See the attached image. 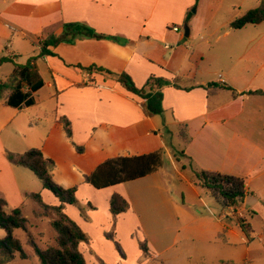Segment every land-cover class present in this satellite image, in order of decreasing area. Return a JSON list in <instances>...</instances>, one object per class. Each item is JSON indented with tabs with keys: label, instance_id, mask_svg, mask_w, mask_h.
Returning <instances> with one entry per match:
<instances>
[{
	"label": "crops",
	"instance_id": "0c3cea01",
	"mask_svg": "<svg viewBox=\"0 0 264 264\" xmlns=\"http://www.w3.org/2000/svg\"><path fill=\"white\" fill-rule=\"evenodd\" d=\"M0 2L6 6L0 11V32L2 31L5 38H10L9 35L12 37L10 45L7 44L5 48L0 45V51L4 49L6 54L14 56L15 50L12 48L15 46V40H13L15 37L31 40L37 50H40L38 41L42 42L51 36L57 39V43L48 48L52 55L38 58L32 63L41 77L42 85L48 90L49 98L54 101L51 109L47 111L43 109L35 115V123L39 124L31 127L25 123L21 127L13 128V123L20 115L27 114L28 110L35 106L42 108V104L36 101L34 91L31 92L34 100L32 106L9 107L6 101L12 90V84L9 81L11 74L7 77L6 83L9 84V88L4 92L3 101H0V137L9 128L12 130L8 137L5 136L4 144L12 142L18 147L27 148L26 130L42 128L41 117L50 112L53 122L51 126L46 127L48 135L42 137V133H37L30 148L44 150L47 144L46 139L52 133H55L52 141L56 140L60 148L65 143L76 146L73 142H78L76 136L81 133L80 130L83 133L87 127L95 126L94 128H104L106 132L110 130L123 133L125 137L121 139H123L122 147L125 150L130 146H133L135 152L146 150L145 153L123 155L124 157L163 151L161 168L170 172L173 170L178 153L176 154L172 146L168 147L165 144L164 130L182 142L183 147L179 154L190 169L192 166L195 167V172H217L239 177L244 179L245 188L249 185L248 181L254 178L264 179V94L251 93L257 91L264 93V52L255 66L233 63L230 57L218 74L212 73V83L228 86L231 91L217 90L212 95H208L206 87L210 83L198 81L195 78H192L193 87L190 89L163 87V128L156 123L154 116L146 113L143 108L144 101L127 93L120 87L115 77L123 71H128L131 81H134V85L138 88L142 87L151 76L175 82L177 71L173 70V58L170 53L166 54L165 48L178 49L181 47L175 46L178 42L184 43L192 36L190 27L189 37L184 41V33L179 34V32L193 6L196 7L197 14L201 0H0ZM259 3L260 0H211L209 3L205 0L202 5L205 11L212 14L226 9L227 18L223 22L230 24L248 10L257 8ZM67 23L83 24L101 38L78 37L72 42H67V39H73L71 34L66 36L64 32L63 25ZM248 26L232 30L228 25V30L240 31ZM173 27L178 28L179 31L174 32ZM11 32L12 34H9ZM212 32L214 30L210 33ZM228 33L229 31H226L224 35ZM257 34L264 37V30ZM159 42L167 43L166 47L163 46V50ZM183 49L187 55L183 59L187 60L191 57V53L195 52V44L190 42L184 45ZM256 52L257 57H260L258 51ZM157 54L160 61L155 57ZM138 56L141 60L137 61ZM146 56H150V61L152 60V69L150 68L149 71L145 64H142ZM243 57L244 55L241 54L237 59L241 60ZM43 64L50 72V80L46 83L39 70V66ZM73 66L87 68L97 66L109 73L100 72L99 75H94L87 73L88 71H82L80 77L87 78L92 83L80 90H75L79 83V76L73 72L75 71L72 70ZM73 90L76 92H72ZM23 91H29V89L25 87ZM88 93L93 97L94 95L95 97L104 96L109 103L107 105L112 107H99L100 101H97L95 105L92 97L88 103ZM169 109L172 112L170 122L166 118ZM96 112L98 114L93 115ZM62 117L70 122L72 134L75 136L70 141L59 123ZM183 127L186 130L187 140L180 137L179 132ZM2 144L0 140V148ZM24 150L26 149L20 152ZM173 152L176 155H173ZM45 157L52 160L55 158L54 155H45ZM177 160L179 163L180 160ZM102 162L93 164L88 175ZM185 164L182 165L183 170L186 168ZM0 168V191L4 190L8 195L7 198L18 197L21 188L31 190L28 189V185L18 183L17 178L22 179L26 176L15 170L21 167L8 164ZM159 170L144 178L158 177ZM81 174L84 178L88 176ZM154 183L163 192L160 186L161 181L158 183L155 180ZM84 184L96 192L122 185L96 190L85 182ZM81 189L77 188L76 196L82 191ZM47 192L42 186L37 192L42 194L46 203H48ZM29 193L32 192L26 194ZM117 194H121L128 200L127 212L137 216L131 200L129 201L123 192ZM94 202L95 199H90L88 205L96 206ZM69 207L72 206L65 208L67 215H69ZM174 207L178 209L177 206ZM73 221L84 231L81 223L74 218ZM227 232L235 234L229 229ZM86 234L88 236V232ZM239 239L245 243L243 237ZM91 244L89 238L88 244L81 243L78 247L85 264L96 263L93 260V253L90 252ZM150 255L152 259L155 258L152 253ZM105 262L113 264V261Z\"/></svg>",
	"mask_w": 264,
	"mask_h": 264
},
{
	"label": "rangeland",
	"instance_id": "374dc122",
	"mask_svg": "<svg viewBox=\"0 0 264 264\" xmlns=\"http://www.w3.org/2000/svg\"><path fill=\"white\" fill-rule=\"evenodd\" d=\"M210 1L206 0L208 3ZM204 2L205 0L199 2L197 14L195 12L196 7L193 6L181 25L179 34H183L184 27L187 26L188 29L189 27L192 29V36L184 43L178 42L179 44L175 45L181 46L178 49L165 48L166 54L170 53L171 58H173V70L177 71L176 81L165 80L166 86L190 89L193 87L192 78L212 83V73L218 74L223 68V64L228 62V58L232 57V62L239 65L255 66L262 57L260 55L264 52V37L257 33L264 30V24L248 26L240 31L228 30L229 24L223 22L227 18L226 9L217 14H212L203 9L202 4ZM5 7V4L0 2V11ZM212 30L214 32L210 33ZM226 31L229 33L224 35ZM9 37L5 38L2 31L0 32L2 48H5L7 44L10 45L12 37L10 35ZM13 40H15V46L12 48L15 50L14 56L6 54L4 49L0 51V101H3L4 92L9 88L6 80L15 65L23 66L31 58L36 61V59L44 57L39 56L40 50L36 49L31 40L20 37H15ZM190 42L195 44V52L191 53L189 59L184 60L183 58L187 55L183 46ZM158 44L162 50L163 46L166 47L167 45V43L162 44L161 42ZM256 51L260 57H257ZM241 54L244 57L238 60L237 57ZM140 56L137 57V61L141 60ZM146 57L142 64H145L144 66L149 71L150 68L152 69V60L150 61V56ZM155 57L160 61L158 54ZM98 69L102 70L97 66H89L88 68L86 66H73L72 70H75L73 72L79 76V83L75 90H80L85 85L92 83L89 79L80 77L82 71L99 75ZM39 70L44 82H48L50 72L45 65L39 66ZM119 75L130 78L128 71H123ZM132 83L134 85V81ZM119 84L127 93L132 94L126 90L123 83L120 82ZM144 85L139 88L134 86L141 89L144 88ZM75 90L72 92H76ZM35 92V99L41 102L42 108L35 106L29 109L27 114L20 115L13 123V128L15 126L21 127L25 123L34 127V125L39 124L35 123V115L42 112L43 109L47 111L53 107L54 101L49 98L48 90L44 85ZM90 97L93 98L94 104L100 101L99 107H112V105H107L109 103L104 96L95 97L94 95L93 97L88 93V103ZM136 97L139 99L138 96ZM161 105L163 109V98ZM96 114L98 113L93 115ZM163 115L164 111L154 115L156 123L162 128ZM171 116L172 112L169 109L166 113L169 122ZM41 118L40 125L42 128L26 130L27 148L18 147L12 142L4 144L5 136L8 137L12 129L9 128L1 134L0 140L3 144L0 148V167L9 164L5 159L6 151L27 152L32 150L29 146L33 145L37 133H42V137L48 135L47 128L52 125L53 117L48 112L46 116ZM94 127H87L83 133L80 130L81 133L76 136L78 142H73L76 146L65 143L60 148L56 140L52 141L55 138V133H52L46 139L47 144H45L44 150L41 148L33 149H39L44 156H55L53 159L55 168L52 171L55 184L64 189L82 188L77 196V206L69 207L68 213L72 218L69 215L68 217L72 220L73 218L76 219L82 224L84 231L88 232V237L92 243L90 252L93 253L95 264H107L105 261H113V264H220L222 262L228 264H264V182L260 181H264V179L254 178L248 181L249 185L245 188L242 201L238 203L236 209L234 207L232 210L224 208L221 203L215 201L206 188L199 186L200 182L195 176V167L192 166L190 169L181 158L179 153L183 147L182 142L163 130L165 144L168 147L172 146L176 154L178 153L176 155L173 152L176 159L172 171L167 172L161 168L158 177H147L122 184L114 189L96 192L84 184V175L81 173L88 175L92 165L100 161L117 156L145 153L146 150L135 152L133 146L125 150L122 147L124 146L122 145L123 139H121L125 137L123 133L110 130L106 132L104 128ZM73 137L75 136L72 134ZM37 144L39 145L38 142ZM22 149L26 150L20 152ZM177 159L180 160L179 163ZM184 164L185 170L182 169ZM15 170L26 175L22 179L17 178L18 183L28 185V189L31 190L21 188L19 196L15 198L12 196L7 198V193L1 190L0 199L6 202L9 211L16 209V207L21 209L23 216L30 223L29 231L37 248L43 249L47 246H54L55 232L49 225V219L35 218L33 212L37 211L38 207L36 203L26 198L27 192L37 193L41 189L40 182L29 170L21 168ZM155 180L158 183L161 181L160 186L163 192L155 185ZM120 192H123L129 201L131 200L137 216L130 212L117 216L112 215L110 199L113 194ZM90 199H95L94 205L96 206L88 205ZM47 200L50 204H58L57 198L49 191L47 192ZM14 204L16 206H13ZM174 206H177L178 209H175ZM238 212L245 220L242 223L243 227L238 224ZM228 229L235 234L228 233ZM14 235L20 240L23 249H27L33 255V259L21 260L16 258L10 264H42L33 248L25 246L27 241L25 232L16 230ZM5 236V231L0 228V239ZM239 237H243L245 243H242ZM144 242L148 253H144L140 248ZM150 253L154 255V259L151 258Z\"/></svg>",
	"mask_w": 264,
	"mask_h": 264
},
{
	"label": "trees",
	"instance_id": "16d2710c",
	"mask_svg": "<svg viewBox=\"0 0 264 264\" xmlns=\"http://www.w3.org/2000/svg\"><path fill=\"white\" fill-rule=\"evenodd\" d=\"M264 24V0H260L259 6L248 10L242 16L234 19L229 28L239 30L248 25ZM64 32L73 37L67 39L72 42L78 37L101 38L87 26L80 23H67L63 25ZM57 39L50 37L39 43V56H48L52 53L48 50L49 46H54ZM35 61L31 58L26 65H15L9 77L12 84L11 93L6 104L11 108L20 106L30 107L34 104L31 92L36 91L42 86V80L32 64ZM99 72H106L98 69ZM117 81L123 83L126 90L144 101L143 108L148 115L154 116L162 113V88L167 85L163 78L151 76L147 79L144 88H136L128 76L117 75ZM27 87L29 91H23ZM207 94L212 95L217 90L231 91L225 85L210 83L206 87ZM264 94L263 92H251ZM66 138L70 141L72 130L70 122L62 117L59 119ZM180 137L187 140L185 128L180 129ZM79 151V148H77ZM6 161L16 167L29 170L38 179L43 189L51 192L58 200L57 205H51L43 200L41 193L26 194V198L36 203L38 210L34 211L35 218L49 219V225L55 232V245L39 249L34 244V239L29 231L30 223L23 216L20 208L8 210L7 204L0 199V228L6 236L0 239V264H10L16 258L21 260H32L33 255L23 249L20 240L14 235L16 230H22L27 235L25 246L33 248L39 256L42 264H85L79 252L81 243L88 244L89 237L81 227L68 217L65 213L67 206H77V187L64 189L55 184L52 171L55 163L52 159L45 157L39 149H32L24 153L5 152ZM163 164L162 153L153 152L140 156L124 157L119 156L110 158L99 164L91 174L85 176L84 182L96 190H102L127 182H132L158 171ZM200 187L206 188L215 201L221 203L224 208L236 207L242 201L245 191V181L242 178L224 175L217 172L199 171L195 173ZM129 209L128 200L121 194H113L110 199V211L113 216L127 212ZM54 217V218H53ZM240 227L245 220L238 217ZM144 253H148L146 243L140 245ZM161 264V263H160ZM228 264V263H220Z\"/></svg>",
	"mask_w": 264,
	"mask_h": 264
},
{
	"label": "water",
	"instance_id": "95a60500",
	"mask_svg": "<svg viewBox=\"0 0 264 264\" xmlns=\"http://www.w3.org/2000/svg\"><path fill=\"white\" fill-rule=\"evenodd\" d=\"M189 37V29L187 26L184 27L183 41ZM182 41V42H183Z\"/></svg>",
	"mask_w": 264,
	"mask_h": 264
},
{
	"label": "built area",
	"instance_id": "2783aa9c",
	"mask_svg": "<svg viewBox=\"0 0 264 264\" xmlns=\"http://www.w3.org/2000/svg\"><path fill=\"white\" fill-rule=\"evenodd\" d=\"M173 31L174 32H178L179 31V29L178 28H176V27H173ZM39 43L41 42V41H38ZM235 209H236V207H234ZM229 209H233V207H231V208H229ZM236 211V210H235ZM238 217H242V215H241V213L240 212H238Z\"/></svg>",
	"mask_w": 264,
	"mask_h": 264
}]
</instances>
